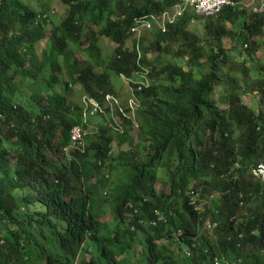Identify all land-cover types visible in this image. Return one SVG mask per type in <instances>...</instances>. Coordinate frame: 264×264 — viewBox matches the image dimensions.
Here are the masks:
<instances>
[{"label":"trees","instance_id":"1","mask_svg":"<svg viewBox=\"0 0 264 264\" xmlns=\"http://www.w3.org/2000/svg\"><path fill=\"white\" fill-rule=\"evenodd\" d=\"M63 1L70 6L68 16L53 31L50 52L45 50L40 57L37 44L46 37L53 16L49 17L47 8L34 11L21 0H0V114L6 118L0 122V264H29L33 253L37 258L32 264H74L88 240L94 255L85 264H126L122 256L134 247L139 231L146 236L140 240L148 264H180L174 251L166 252L169 247L158 244L157 239L176 240L185 249L192 245V237H197L198 225L208 219L219 222L215 228L219 235L215 242L205 236L198 244L196 241L190 256L193 264H213V255L227 264H264V187L252 174V169L264 162V113H255L231 89L221 98L224 106L211 99L223 81L221 68L228 61L221 38L231 37L230 51L238 57L243 56L242 48L249 46L244 53L253 59L259 50L254 39L264 34V13L237 6L224 8L216 17H203L186 8L160 29L154 19L160 20L180 0ZM197 18L204 20L205 34L215 42L204 62L200 38L186 29L188 21ZM90 22L101 25L102 30L85 33ZM139 23L152 29L154 40L148 48L143 46L146 36H136ZM99 36L117 44L107 63L101 58ZM88 39L90 45L84 52L90 58L83 64L69 45L81 47ZM129 39L131 46L126 44ZM172 42L180 46L177 55L187 57L185 66L176 61L160 64V56L154 60L147 57L149 49L161 55L167 49L164 44ZM59 58L68 67L70 83L63 85L65 94L52 91L61 81ZM103 64L109 72L99 75L96 69ZM47 66L52 73L45 77V86L33 94V100L40 101L41 92L51 91L46 94L47 107L39 110L31 103L17 104L16 77H30L38 86ZM205 68L207 72L202 73ZM110 72L128 78L134 73L147 77V84H133L135 108L129 100L127 106L111 101L110 106L118 103L114 107L122 123L112 124L110 119L109 127L88 134L84 152L73 150L68 167L53 166L46 160L47 152L55 149L61 154L69 148L74 127L88 133L87 121L68 99L71 84H82L104 106L106 95L114 93L107 88ZM226 77L233 86L234 78ZM260 91L264 104V84ZM110 106L104 110L111 112ZM135 126L141 132L137 143L131 135ZM235 132L239 133L236 139ZM115 137L120 147L116 155ZM5 143L15 148V173ZM125 144L128 150L121 149ZM160 168L166 170L171 190L156 195ZM105 171L115 178L109 179ZM77 182L84 184L80 193L73 188ZM200 184L212 185L219 193L202 210L195 205ZM108 185L112 188L103 195ZM33 188L35 198L19 197V191ZM173 200H181V207L173 208ZM105 202L111 204L118 221L110 235L100 230L102 211L97 206ZM136 207L139 214H134ZM156 210L162 213L157 226L138 225L141 216H159L154 214ZM240 210L241 221L237 220ZM44 227L54 234L59 253L40 244Z\"/></svg>","mask_w":264,"mask_h":264},{"label":"rangeland","instance_id":"2","mask_svg":"<svg viewBox=\"0 0 264 264\" xmlns=\"http://www.w3.org/2000/svg\"><path fill=\"white\" fill-rule=\"evenodd\" d=\"M22 3H24L27 7L34 11H44L47 8V12L50 16H53L51 24H48L46 26V37L40 41L37 44V54L38 56H42L44 51L46 50L48 53L50 52V46L49 42L51 41V36L53 31H55V28L57 26H60L62 24V21L68 16V13L70 11V6L64 3L63 0H21ZM240 4L242 6H246L250 3V0H239ZM188 7H185V9ZM247 10H250V7H244ZM184 9V10H185ZM188 12L191 14L190 8L187 9ZM54 12V13H53ZM184 11L179 10V9H171V12L169 14H165L163 17L161 16L160 20L159 19H154L156 27L163 29V26L165 23L171 21H175V19L181 15ZM90 24V25H89ZM145 27H141V29H138L136 32V36L140 37L142 35H145L147 40L144 43V48H148V44L150 40H154L153 36L150 34L152 33V29L149 28V25H143ZM103 27L101 25H98L94 22H90L87 25H85L84 30L85 33H88L90 30H95L98 33L102 30ZM186 29L192 33L195 34L200 38V43L199 45L204 49L205 54L201 58V60L204 62L207 58V53L210 51V48L215 46V42L211 37H209L207 34H205V29H204V20L202 18H197L191 21H188ZM264 32V30H263ZM85 39V38H84ZM98 46L101 48L102 53H101V58L102 60L107 63L109 62L114 55V51L117 47L116 42L112 41L109 37L106 36H99L98 37ZM257 44H259V50L257 54L254 55L253 59L249 56H247L244 53V50L248 49L249 46L246 48H242L243 52L241 55L242 57H238L236 53H233L231 50L232 48V39L230 36H225L221 38V44L224 47V49L228 53V61L224 64L223 68H221V75H222V83L216 87L214 93L212 94L211 99L217 104L218 106H224V102L222 101V97L227 96L231 92L237 91V94L239 95L242 103L252 109L255 113L263 112L264 113V104L261 103V98H262V92L260 91L261 85L264 84V34L262 36H259L254 39ZM131 39L127 41V45L131 46ZM90 45V40H86V44L84 46L78 47V45H74L70 43V48L73 49L74 51H77V57L80 63L85 62V60L89 59V54L85 53V47H89ZM163 46V45H162ZM166 46V50L164 53L161 55H158V52L153 51V50H148L147 52V57L150 60H154L157 56H160L159 63L160 64H168L170 61H176L182 66H185L187 62V57H183L181 54L177 55L179 53L180 46L176 42L172 43H167L164 44ZM217 51V50H215ZM180 56V57H179ZM178 60H176V59ZM59 63L61 66H63L62 72L59 73V76L61 78V81L54 86L52 91L57 94H65L64 91V84L68 83V67L65 66L64 63H62V58L58 59ZM90 61L93 62V59H90ZM94 63V62H93ZM87 63L85 64V66ZM27 66L29 69H31L32 65L28 62ZM245 70H248V72L245 73ZM105 71L109 72L107 70L106 64L99 66L96 69V73L101 75L106 73ZM207 72V68L203 70L202 73ZM49 73L51 74V70L48 68V66L45 69V73L40 75V82L38 86H34L32 79L30 77H23L21 75L16 77V82L18 84V89L19 91L17 92L15 96V101L17 104H24L27 105L28 103L33 104V106H37L36 108L41 110L42 107L46 104V94L52 93L51 91L49 92H41L38 100L40 101H35L33 100V94H35L38 88H43L45 86V77L49 78ZM107 74V73H106ZM234 78L235 84L230 87L228 85V80L227 77ZM159 81V80H158ZM157 81V82H158ZM70 83V82H69ZM148 80L145 75H139L134 73L131 77H125L123 75H116L114 72L109 73V81H108V86L107 88L111 90V92H114L111 96V100H107V102L115 101L118 102L121 105L127 106V101H130V105H132V108L134 109L135 101L133 99V84H147ZM164 83V82H162ZM97 89V87L95 86ZM117 96V97H116ZM114 97V99H113ZM89 98H93L90 96V94L86 91V89L83 87L81 84H76L70 86V93H69V101L73 105V108L78 110V113L83 116V121H87L88 124V134L89 136L93 134H97L99 131L98 128H103V127H109L110 126V119H113L112 124H121L122 119L118 116L116 113V109L114 106H116L118 103L115 102L116 105L112 104L110 106L111 112H106L103 108L100 113V115L94 114L93 117L89 116ZM95 99V98H94ZM47 107V106H46ZM109 108V106L107 107ZM88 109V110H87ZM36 110V109H35ZM87 110V111H86ZM91 115V114H90ZM6 118H1V122L4 123V120ZM8 126H11L8 125ZM6 127L4 128L6 132ZM115 132V131H114ZM131 135L134 138L135 143L139 142V138L141 136V132L135 126L132 129ZM239 133L235 132L233 133V138L236 139L238 138ZM219 136L216 134V137ZM114 144H113V149L115 155L119 152L120 147H118V138H114ZM16 139H12L10 141H15ZM206 140V139H205ZM6 149L9 150V156H8V161L10 164L11 172L15 173L16 171V166H17V159L15 156V148L13 145L5 143L4 146ZM122 150H128L129 145L125 144L124 146L121 147ZM73 148H67L63 151V153H57L54 150L47 152L46 154V160L50 162L53 166L59 167V168H66L68 167L71 159H72V152ZM109 174V179L113 180L115 178V174H110L108 171L104 172V175ZM158 180L155 182L154 189L156 192V195H160L162 191L166 193H170V179L167 176L166 170L160 168L158 170ZM196 183V182H195ZM194 184L190 185V187H194ZM212 185H198L199 188V197H198V203L195 205L198 207V209L202 210L203 208L209 206L212 204L213 198L217 197L219 194L214 187H211ZM73 188L75 189V192H79L84 188V184L82 182H77L76 184L73 185ZM112 188V185L106 186L102 194L103 195H108ZM197 188V189H198ZM190 189V188H189ZM188 189V191H189ZM35 191L36 189L33 188L32 190H25V191H19L20 196L19 197H25L26 199H33L35 198ZM187 191V194H188ZM108 192V193H107ZM173 208L181 207V200H179V203L173 200ZM97 209L99 211H102L99 215H101L99 222H100V230L101 234L104 235H110L111 233L117 229V220L115 219L113 215V208L110 203H103L102 206L98 205ZM248 207L246 206L247 210ZM242 212L243 210H240L237 214L239 221L242 220ZM109 231V232H108ZM39 232L35 233V236L40 239V235L38 234ZM44 235L42 236V243L35 238L34 241L40 242V244H43L49 252L51 253H59L58 248H57V243L55 242L56 238L54 234L50 232L48 227H44L43 229ZM178 233H182V229L178 230ZM219 232L214 230L212 232H208L205 229L204 225H198L197 228V237L198 242L200 241V238L205 236L207 237L210 241L215 242L218 238ZM129 238V236H126ZM141 238H146L145 234L142 231H139V234L137 237L134 239V247L131 248V250L127 253L124 254L122 257L125 260L126 264H148L147 261L145 260L144 256V249L143 245L141 243ZM41 240V239H40ZM158 244H166L168 250L166 249V252H169L171 249L174 251L175 255L177 256V259L180 264H193L192 259L190 256H186L183 251V245L180 246V244L176 241L173 240L172 242H169L167 238L164 239H157ZM137 249L140 250V252L137 251ZM36 253H33L29 260V264H32L33 261H35ZM94 255V250L91 247V241L88 240L85 242L84 246L81 248V251L78 253L77 257L74 260V264H85L87 260H89L92 256ZM161 263V262H160ZM159 263V264H160ZM229 263V262H227ZM214 264V263H213Z\"/></svg>","mask_w":264,"mask_h":264},{"label":"built area","instance_id":"3","mask_svg":"<svg viewBox=\"0 0 264 264\" xmlns=\"http://www.w3.org/2000/svg\"><path fill=\"white\" fill-rule=\"evenodd\" d=\"M237 6L238 7L239 6L250 7L249 9L252 12L264 13V0H250V3L246 6H242L240 4V2L235 1V0H180V3L174 5L172 8L184 11L185 7H188L196 15H201L203 17H216L222 12V10L224 8L237 7ZM170 12H171V10H168L167 12H165L163 14V16L165 14H169ZM49 13H51V12H49ZM48 15H45L44 19L47 20V23H50V20L48 19ZM49 17H50V15H49ZM169 22H171V21H169ZM146 24L147 23H139L136 31L138 29H141V27H145L143 25H146ZM139 89H141V88H139ZM106 99L111 100L112 96L110 94H108V95H106ZM106 99L104 100V106H101L99 101H97L94 98H89V103H90L89 108H91L90 114L94 115L98 112H101L103 108L110 106L111 102H107ZM113 99H114V97H113ZM1 118H3V117L0 114V122H1ZM87 137H88V133L85 130H83L81 127H74L70 133L71 146L69 148H73L75 150H79L81 152H84L86 149ZM252 174H253V178L256 181H258L264 187V162L258 163L252 169ZM191 203H193V201ZM241 203H243V201ZM196 208L198 209L197 206H196ZM139 213H140V210H139V208L136 207L134 209V214H139ZM156 213H154V214L155 215L159 214V216L154 217L152 219H149L147 216L139 217L137 219L138 225L139 226L140 225L157 226L159 218H161V216H162V213H159L158 210H156ZM218 225H219L218 221H216V220L212 221L210 219L206 220L204 223L205 229L208 232L214 231ZM135 227H136L135 225H132L133 229H135ZM192 240H193L192 245L191 246L186 245V247H185L186 249H185L184 253L187 256H190L192 254V249H193V247L196 246V241L198 244V240L196 237H192ZM212 259H213L214 264H227L226 262L223 263V260L221 259V257L219 255H213Z\"/></svg>","mask_w":264,"mask_h":264},{"label":"clouds","instance_id":"4","mask_svg":"<svg viewBox=\"0 0 264 264\" xmlns=\"http://www.w3.org/2000/svg\"><path fill=\"white\" fill-rule=\"evenodd\" d=\"M186 249V248H185ZM185 249H184V251H185ZM184 251H183V253H184ZM185 254V253H184ZM186 255V254H185ZM187 256V255H186ZM190 256H192V254L190 255Z\"/></svg>","mask_w":264,"mask_h":264}]
</instances>
